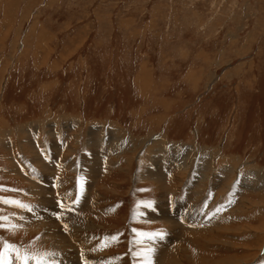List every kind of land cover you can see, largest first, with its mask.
Instances as JSON below:
<instances>
[{"label":"rangeland","instance_id":"374dc122","mask_svg":"<svg viewBox=\"0 0 264 264\" xmlns=\"http://www.w3.org/2000/svg\"><path fill=\"white\" fill-rule=\"evenodd\" d=\"M263 174L264 0H0V264H264Z\"/></svg>","mask_w":264,"mask_h":264},{"label":"bare ground","instance_id":"6f19581e","mask_svg":"<svg viewBox=\"0 0 264 264\" xmlns=\"http://www.w3.org/2000/svg\"><path fill=\"white\" fill-rule=\"evenodd\" d=\"M166 117V116H165ZM65 118V117H64ZM161 118V117H160ZM162 120V119H161ZM38 122V121H37ZM54 122V121H53ZM65 122H67V123H71V122H73V123H75L74 125H80V129L82 128V130H83V127L84 126H87L88 127V130H90V126L92 125V124H94V122H92V123H89V124H82V123H80V119L79 118H76V117H71V116H66V120H65ZM96 123V122H95ZM102 124H104L103 122H102ZM32 125V124H31ZM30 125V126H31ZM39 125V124H38ZM90 125V126H89ZM105 125V124H104ZM107 127V126H106ZM113 127V126H112ZM35 128V127H34ZM86 128V127H85ZM115 128L116 129H118L117 127H116V125H115ZM105 130V129H104ZM52 132H53V130H51ZM116 132H117V130H116ZM51 133V132H50ZM78 133H79V131H78ZM78 133H77V136H76V138L78 137ZM90 132H88V134H89ZM89 136V135H88ZM129 137V136H128ZM91 138H90V136L88 137V138H86L85 139V143L86 144H90L91 142V140H90ZM77 140H79L78 138H77ZM129 140V139H128ZM130 141V140H129ZM150 141V140H149ZM124 143V142H123ZM163 143V142H162ZM53 144V143H52ZM66 147H68L69 149H71L70 148V146H67V145H65ZM174 146H175V144H174ZM179 146V145H178ZM198 146V145H197ZM217 146H219V145H217ZM65 147V148H66ZM92 147V146H91ZM54 148V147H53ZM67 148V149H68ZM113 148H116V146L115 147H110V149H113ZM153 149V148H155V145H153V146H151V147H149L147 150H149L150 151V149ZM197 148V147H196ZM200 148V147H199ZM214 148V147H213ZM218 148V147H217ZM57 149V148H56ZM93 149V148H92ZM91 149V151H87V153H85V154H82V158H80V160L82 161H84L85 159H86V157L91 161V164H86V171L87 172H85L87 175H92L91 173H94V172H96V171H98L99 169L98 168H100L102 165H100L99 166V164L97 165V167H95L96 166V159L97 160H101V157H96L95 155L96 154H98V150L97 151H94V150H92ZM182 149H184V148H182ZM202 149H203V147H202ZM55 150V149H54ZM88 150V149H87ZM115 150V149H114ZM190 150V149H189ZM204 150V149H203ZM57 151V150H56ZM71 151V150H70ZM93 151V152H92ZM100 151V150H99ZM191 151V150H190ZM198 151V150H197ZM201 151V150H200ZM216 151V150H215ZM218 151V150H217ZM92 152V155H90V153ZM153 152V151H152ZM189 152V151H188ZM205 152V151H204ZM219 152V151H218ZM59 154H61V153H59ZM180 154V153H179ZM215 156L217 157V159H216V162H218L219 163V167L221 168L222 166H223V163H224V161H226V160H228L229 162H233V163H238V162H240V157L238 156V155H236V154H231V155H225L224 154V152L222 151V152H219V153H217V152H215ZM205 155V154H204ZM95 156V157H94ZM153 156H154V154H153ZM183 156V155H182ZM197 156V155H196ZM37 157H39V156H37ZM155 157V156H154ZM219 157V158H218ZM182 158V157H181ZM107 159V158H106ZM151 159V158H150ZM186 159V158H185ZM37 160V159H36ZM104 160V159H103ZM153 160H154V162H158V160H157V158L155 157V159L153 158ZM162 160V159H161ZM179 160V159H178ZM187 160V159H186ZM34 161V160H33ZM49 161V160H48ZM47 161V162H48ZM57 161V160H56ZM65 161V163H67V164H69V165H71V166H73V169H74V167H75V164L73 163V162H70V161H68V159H66V160H64ZM189 161V160H188ZM243 161V160H242ZM52 162V161H51ZM51 162H49V164L51 163ZM69 162V163H68ZM161 162V161H160ZM209 162V161H208ZM215 162V163H216ZM250 162V161H249ZM38 163H41V162H38ZM159 164V163H158ZM158 164H154V165H152V166H146L145 168H143L144 170H143V172L142 173H140V177H145V178H151V179H157V180H160L161 181V179L163 180V179H165L166 177H168L169 175H172V174H169V175H166V173L164 172V168L162 167V166H160V165H158ZM178 164V163H177ZM180 165H181V170H182V172H186V170L188 169V167H187V161H185V160H182L180 163H179ZM52 165V164H51ZM248 165V164H247ZM47 166V165H46ZM54 166V165H53ZM104 166V165H103ZM249 166V165H248ZM251 167H249V168H254V169H256L257 170V168H258V170H259V168L260 167H258V165H250ZM70 167V166H69ZM106 167V166H105ZM179 167V166H178ZM216 167H217V165H216ZM215 167V168H216ZM72 168V167H71ZM196 168V167H195ZM51 169V168H50ZM180 170V171H181ZM84 173V175H82L83 177H85L86 176V174ZM215 173V172H214ZM263 173V172H262ZM211 174H212V172H211ZM259 175V174H258ZM264 175V174H263ZM94 176V175H93ZM261 176V175H260ZM259 176V179L261 178ZM89 177H92V176H89ZM176 177V176H175ZM181 178V177H180ZM203 178H206V177H203ZM258 179V180H259ZM167 180V179H166ZM254 181V180H253ZM230 182L231 181H229L227 184H230ZM164 183V182H163ZM254 183V182H253ZM54 186L56 185V183H54L53 184ZM251 185V184H250ZM244 186V185H243ZM245 186H247L246 184H245ZM43 187H45V186H43ZM43 189V188H42ZM44 189H46V188H44ZM41 191V190H40ZM44 191V190H43ZM47 191V190H46ZM47 198V197H46ZM83 198H85V196L83 197ZM83 199L82 198H80V202L82 201ZM247 200V199H246ZM87 202V200H86V198H85V200L83 201V203L84 202ZM86 202H85V204H86ZM247 202V201H246ZM88 203H90L89 201H88ZM81 205V204H80ZM90 205V204H89ZM160 205V204H159ZM44 206V205H43ZM252 206V205H251ZM157 207V209H155V211L153 212V211H148V210H146L145 211V215H144V212L143 211H140V215L138 216V218H140V219H146V220H149V221H152V220H155V219H161V217L162 216H167V217H165V218H163V219H165L164 221L165 222H170V224H169V226L171 227V229H172V231L173 230H175V227H177V228H182V232L183 233H185V232H187V231H192V233L193 232H195V231H197L198 229H201L202 227L203 228H205L206 226H204V225H206V224H204L203 222H194V221H192L193 220V218L194 217H191L190 216V218H178L177 217V219H176V221H174L173 220V218H171V217H168V216H170L169 215V211H164L162 208H163V206L162 205H160V206H156ZM248 207H249V205H248ZM42 208V207H41ZM253 208V207H252ZM38 209V208H37ZM254 210V209H253ZM26 211V210H25ZM35 211H37V210H35ZM40 211H42V210H40ZM33 214V213H32ZM70 214V213H69ZM34 215V214H33ZM32 215V216H33ZM45 215V212H43L42 214L39 212V217L41 218V217H43ZM48 215V214H47ZM175 215H178L179 216V214L178 213H176ZM147 218H146V217ZM185 216V215H184ZM28 217V216H27ZM31 217V216H30ZM29 217V218H30ZM150 219H149V218ZM34 218V217H33ZM38 218V217H37ZM40 218H39V220H40ZM23 219V218H22ZM162 219V220H163ZM52 220V219H51ZM54 220V219H53ZM90 221H91V218L89 219ZM180 220H182V222H180ZM31 221V220H30ZM37 221V220H36ZM89 221V222H90ZM94 221V220H93ZM51 222V221H50ZM55 222V221H54ZM52 223V222H51ZM94 223V222H93ZM26 224V223H25ZM45 224V223H44ZM48 224V223H47ZM46 225V224H45ZM50 225V224H49ZM48 225V226H49ZM93 225V224H92ZM73 226H75V225H73ZM261 226H262V229L264 230V221L263 222H261ZM46 227V226H45ZM54 227V226H53ZM243 227V226H242ZM245 228V227H244ZM49 229V228H48ZM52 229H54V228H52ZM75 229V228H74ZM256 229V228H255ZM257 229H260V226H257ZM244 230H246V228L244 229ZM249 230V229H248ZM56 231V230H55ZM44 232V231H43ZM55 233V232H54ZM179 233H181V232H179ZM60 234H62V233H60ZM70 234V233H69ZM167 234V233H166ZM251 234V233H250ZM246 235V234H245ZM62 237V236H61ZM65 237V236H64ZM154 237V236H153ZM43 238V237H42ZM157 239V238H156ZM169 240V239H168ZM158 241H163L162 240V238L161 237H159L158 238V240H157V242ZM54 242H55V240H54ZM53 242V243H54ZM61 242H63V241H61ZM172 242H174V241H172ZM161 243H163V246H162V248L164 249H162L163 251H166V247L165 246H167L166 245V243L165 242H161ZM55 244V243H54ZM59 245V244H58ZM65 245V244H64ZM63 245V246H64ZM160 245H162V244H160ZM242 245V244H241ZM53 246V245H52ZM62 246V247H63ZM60 247V246H59ZM65 247H66V245H65ZM152 247V246H151ZM154 248V247H153ZM158 248H161V246H158ZM63 249V248H62ZM161 250V251H162ZM157 251V250H156ZM156 251L154 252L155 254H156ZM67 253V252H66ZM175 261V260H174ZM3 264V263H2ZM171 264V263H170Z\"/></svg>","mask_w":264,"mask_h":264},{"label":"snow or ice","instance_id":"6c2138e0","mask_svg":"<svg viewBox=\"0 0 264 264\" xmlns=\"http://www.w3.org/2000/svg\"><path fill=\"white\" fill-rule=\"evenodd\" d=\"M17 255L19 256V253H17ZM24 264H27V254H25V257H24ZM37 264H43V261H37Z\"/></svg>","mask_w":264,"mask_h":264}]
</instances>
